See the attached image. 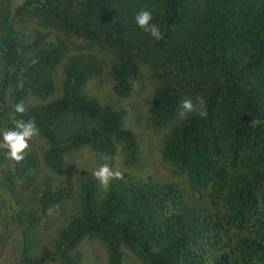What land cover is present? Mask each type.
Returning a JSON list of instances; mask_svg holds the SVG:
<instances>
[{
    "label": "trees",
    "instance_id": "16d2710c",
    "mask_svg": "<svg viewBox=\"0 0 264 264\" xmlns=\"http://www.w3.org/2000/svg\"><path fill=\"white\" fill-rule=\"evenodd\" d=\"M21 119L39 131L19 163L0 147V264H264V0H0V141ZM82 150L98 166L72 177Z\"/></svg>",
    "mask_w": 264,
    "mask_h": 264
},
{
    "label": "clouds",
    "instance_id": "9594fccd",
    "mask_svg": "<svg viewBox=\"0 0 264 264\" xmlns=\"http://www.w3.org/2000/svg\"><path fill=\"white\" fill-rule=\"evenodd\" d=\"M153 21L152 11L149 9H141L134 16V23L144 32L148 33L151 37L159 40L162 38V33ZM202 104L203 101H200ZM194 104L191 99H185L182 101L181 110L178 112V116L184 118L187 113L193 112ZM25 105L23 102L15 105V112L24 114L26 112ZM200 116H206V112L201 111ZM15 127L12 130L6 131L2 134V141H0V147L6 149L5 155L15 162L19 163L24 159L25 150L28 148L29 139L35 135L39 129L37 128L36 122L33 119L28 120H16L13 122ZM93 175L99 180V182L107 186L110 179H120L121 172L113 171L110 167L105 164L96 170Z\"/></svg>",
    "mask_w": 264,
    "mask_h": 264
},
{
    "label": "rangeland",
    "instance_id": "374dc122",
    "mask_svg": "<svg viewBox=\"0 0 264 264\" xmlns=\"http://www.w3.org/2000/svg\"><path fill=\"white\" fill-rule=\"evenodd\" d=\"M90 90V89H89ZM91 91L95 94H97L99 96V98L102 101H105L107 98H113L117 101V103L121 104V105H125L128 106L129 104H131L132 101H134L135 99H137L136 95L134 94L131 98H117V96L113 93L112 90V85L111 83H104L102 86H96L93 85L91 88ZM144 97H139L137 99V101L141 100ZM145 106H143L142 103H139V105L135 108L132 109L129 116L126 119V124L128 126H132L134 127L137 131L141 132V139H142V149L144 152V156L146 159V169L145 172L148 173H154V172H162V166L160 163V153H159V148L156 146H152V144L155 142L156 145L159 143H157V140L154 138V133L148 134L149 130L146 129V126H141L140 124H136V121L141 119L140 116H142V110H145ZM144 119V118H142ZM145 120L142 121V125L144 124ZM146 127V128H145ZM153 135V136H152ZM150 136H152V139L150 138ZM158 138H160V135L157 136ZM77 165V169L73 172L70 173L69 175H71L72 177H74V175L77 173H80V171L82 169L85 168H96L98 166L97 161L95 159V157L93 156V154L89 151V150H82L79 155L77 156V159L75 161ZM121 160H117V164L120 165ZM121 167V166H119ZM158 172V173H159ZM99 262L104 261V258L102 255H100L98 257ZM130 260V264H138L137 262H135L133 259H131V257L129 258Z\"/></svg>",
    "mask_w": 264,
    "mask_h": 264
}]
</instances>
